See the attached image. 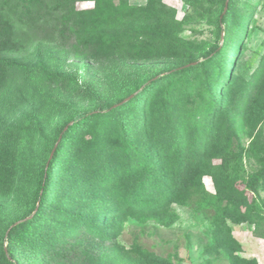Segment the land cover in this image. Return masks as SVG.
I'll list each match as a JSON object with an SVG mask.
<instances>
[{
	"label": "rangeland",
	"instance_id": "374dc122",
	"mask_svg": "<svg viewBox=\"0 0 264 264\" xmlns=\"http://www.w3.org/2000/svg\"><path fill=\"white\" fill-rule=\"evenodd\" d=\"M127 1L122 12L113 0L122 10L94 39L83 28L94 1L79 0L72 15L79 36L54 33L60 15L41 19L22 49L2 47L25 73L0 87V253L10 247L19 264H83L65 240L85 227L102 237L91 233L76 249L87 243L109 258L116 242L156 264H264V0ZM216 44L220 52L203 63ZM189 62L196 66L135 92ZM94 110L105 113L80 119ZM203 127L204 162L178 173L174 147L187 153ZM54 148L42 212L26 235L6 241L11 223L37 211L34 192ZM235 149L243 161L231 180L224 163ZM133 152L159 175L148 185L158 187L152 206L139 214L118 210L133 195L119 180L135 169ZM220 164L222 171L213 167ZM255 174L257 191L248 188Z\"/></svg>",
	"mask_w": 264,
	"mask_h": 264
},
{
	"label": "trees",
	"instance_id": "16d2710c",
	"mask_svg": "<svg viewBox=\"0 0 264 264\" xmlns=\"http://www.w3.org/2000/svg\"><path fill=\"white\" fill-rule=\"evenodd\" d=\"M79 0H0V87L4 81H7V78L14 74L22 73V70L24 69V65H22L19 58H16L14 54H11L10 56L2 55L1 50L2 47L5 45H10L12 48H16L17 50L20 48H23V44H28L29 38L31 37L34 28H36L40 22L41 19H47L50 17H59L60 15L65 20L59 24V26L55 29L54 33H58L60 36H65V34H74V36H79V32H81V27H78L77 29H74L73 25V5L75 2ZM94 1V10H89L86 12L87 19H89L87 22L84 23L83 28L86 30L89 37L92 35V38L97 35L94 30H97L99 26H102L104 24H108L112 20H116L119 11L122 10L119 6L123 7V11L128 9V1L127 0H118L119 6L115 7L113 4V0H92ZM231 0H228V7ZM159 4V3H158ZM226 5V4H225ZM112 7V9H111ZM74 16V15H73ZM80 16V15H76ZM103 17V22L98 20V18ZM83 16L81 15L78 20H80ZM225 18V14L221 12L218 24L219 29H221V25L223 24ZM37 30V29H35ZM105 31H100L98 35H104L106 34ZM81 37V36H80ZM79 37V38H80ZM109 37V36H108ZM14 41H13V39ZM94 39V38H93ZM110 40V37H109ZM220 52V45L216 44L211 49L206 51L203 55V63H209L214 56H216ZM14 56V57H13ZM197 62V61H196ZM196 62H189L188 65L178 66L175 68H172L170 70H167L165 73H158L152 76L151 78L144 81L136 90L137 92L140 87H146L153 84H156L158 81L164 80L166 77L184 72L188 69H193L196 66ZM25 73V69L23 70ZM1 91V89H0ZM124 100V99H123ZM120 101L117 105H122L124 102ZM114 107V106H113ZM105 112L103 110H94L84 113L80 119L89 118L90 116H96V115H103ZM167 114V113H166ZM187 120H190L194 123H197L198 120H196L195 117L189 116ZM72 121L71 119L65 123L64 127L62 128L63 135H68L71 131V128L75 125V121L73 122L72 126H67L68 123ZM205 122V114L203 115V120L200 122L204 124ZM63 135L61 137H63ZM204 127L202 128V136L195 137L191 141V149L186 153V149L179 148V145L174 147V154L176 163L173 165V167L177 169L178 173H182L185 170H193L195 168H198L202 162H204V155L208 152L207 149H205L204 145ZM240 145V144H239ZM59 149L56 148L54 151V154L49 162L44 166V168L41 170L40 178L38 180L35 195L38 200V206L37 211L33 215L32 218H29L26 221L21 220L17 223H11L7 228L6 232L4 233V237L6 241H15L17 239H20L19 236H17V232H21V235H26V230L28 227L32 224V222L37 218V216L42 212L44 202L47 198L46 189L48 186V181L51 178V170L52 165L54 162V159L56 155L59 153ZM235 157H231L230 154H227L229 158H227L230 162L224 163V166L227 169L226 174L228 178L231 180H236L239 177L240 169L242 168V149L237 150L235 149ZM132 154V153H131ZM141 153H136L134 155V152L132 154V159L137 158L135 160L136 167L134 170L128 171L126 175L119 180L122 181L121 184H125L126 186L130 185L128 188L131 193H133L132 196H130L127 199H120L119 200V212H125L128 213L132 210H135V214H139L142 210H144L149 205L152 206L153 204V198L155 196V193L158 192V187H155L154 190L149 191L148 185L150 181H152V185L155 183V185L158 184L159 181V175L156 172V170L153 168V166L147 161L143 162L144 160H140ZM206 164V163H205ZM182 165V166H181ZM214 168H220L222 171L221 164L213 166ZM183 174V173H182ZM156 175V176H155ZM262 177L260 174L254 175V181L255 184L250 183L249 189H252L254 191L258 190V187L261 186L259 184V180ZM178 177H176L177 179ZM120 181V182H121ZM119 182V183H120ZM119 185L121 188H123L122 185ZM1 185H3V177L2 172L0 170V188ZM148 192L146 193V191ZM117 192H123V190H118ZM124 194V193H122ZM148 196V197H147ZM164 198V194H163ZM149 199V200H148ZM256 208L259 209V205H256ZM19 220V219H17ZM91 229V230H90ZM87 229L85 227H80L77 231H75V235L78 234L80 237L76 240H74L75 236H69L68 239L65 240V246L67 248L66 251H77L79 253V256H82V263L83 264H107L110 262V260H120L123 261L124 264L126 262L132 263V262H140V264H156L154 262L147 261L144 259L143 256L137 255L136 252H133L132 249H125L123 246L119 245L118 243H113L112 248V254L109 258L108 255H105L104 253L98 251L97 247H94L93 249H90L92 247L90 244L85 243V245H82L81 249H76L80 244L84 243L85 241H88V238L92 236L91 233H94L96 238L102 237V232L93 230L92 228ZM80 231V232H79ZM73 238V239H72ZM46 241V240H45ZM44 245L50 246L53 248V245L45 244ZM112 241V240H111ZM90 246V247H89ZM48 247V249L50 248ZM95 252L92 253V252ZM107 256V257H106ZM0 264H19V261L17 260L15 253L10 247H5L2 249L0 253Z\"/></svg>",
	"mask_w": 264,
	"mask_h": 264
},
{
	"label": "water",
	"instance_id": "95a60500",
	"mask_svg": "<svg viewBox=\"0 0 264 264\" xmlns=\"http://www.w3.org/2000/svg\"><path fill=\"white\" fill-rule=\"evenodd\" d=\"M227 3H228V0H226V7H227ZM226 7H225V9H224V12L226 11ZM129 98H130V97H126V98L123 100V102L127 101ZM54 151H55V148L52 150V152H51V154H50V157H49V159H48V162L51 160Z\"/></svg>",
	"mask_w": 264,
	"mask_h": 264
}]
</instances>
